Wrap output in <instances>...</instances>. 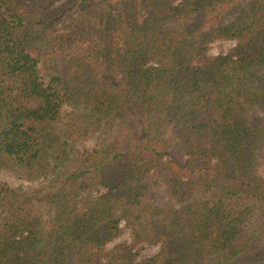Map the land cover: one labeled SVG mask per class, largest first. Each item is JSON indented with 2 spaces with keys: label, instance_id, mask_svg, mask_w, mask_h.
I'll return each mask as SVG.
<instances>
[{
  "label": "trees",
  "instance_id": "trees-1",
  "mask_svg": "<svg viewBox=\"0 0 264 264\" xmlns=\"http://www.w3.org/2000/svg\"><path fill=\"white\" fill-rule=\"evenodd\" d=\"M55 1L0 0V264H264V0Z\"/></svg>",
  "mask_w": 264,
  "mask_h": 264
},
{
  "label": "rangeland",
  "instance_id": "rangeland-1",
  "mask_svg": "<svg viewBox=\"0 0 264 264\" xmlns=\"http://www.w3.org/2000/svg\"><path fill=\"white\" fill-rule=\"evenodd\" d=\"M63 0H56L54 2V5H59ZM240 3L237 5H243L242 7H246L248 3L251 0H239ZM236 43L234 41H216L210 44L209 46V56L211 57H217L220 55H225L233 52V49L235 48ZM25 104H28V106H35V104L24 101ZM63 112L65 115H68L71 112L76 113V107L73 105H66L63 109ZM88 148L94 147V142L89 141L85 144ZM259 166L258 171L259 174L264 177V151H262L259 155ZM0 184H5L9 186L12 189L16 190H36L38 188H41L42 186H46L47 182L43 179H37L33 182L24 180L20 178L18 175H15L11 172L6 173H0ZM163 193L165 192V196L167 200L169 199V194H166V191L163 189ZM176 207H179V203H174ZM120 227V234L114 238L108 245L106 246V249H111L116 245H119L121 243H130L131 235H130V228L126 225L124 221H121L119 224ZM160 250V246L158 244H139V246L135 247V251L137 253L136 259L143 260L150 257H153L156 255Z\"/></svg>",
  "mask_w": 264,
  "mask_h": 264
}]
</instances>
